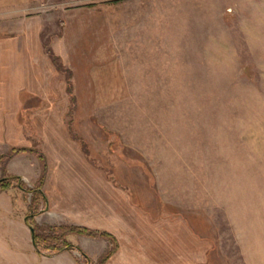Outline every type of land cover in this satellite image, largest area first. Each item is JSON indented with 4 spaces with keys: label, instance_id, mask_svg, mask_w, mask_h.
Segmentation results:
<instances>
[{
    "label": "rangeland",
    "instance_id": "obj_1",
    "mask_svg": "<svg viewBox=\"0 0 264 264\" xmlns=\"http://www.w3.org/2000/svg\"><path fill=\"white\" fill-rule=\"evenodd\" d=\"M33 6L20 18H0V44H26L21 58L13 45L0 51V155L14 142L35 145L29 111L17 114L25 128L15 141L10 137L19 105L27 110L37 101L25 91L36 30L48 60L41 67L46 80L56 70L71 87L59 55L64 26L77 8L100 11L124 97L94 100L92 121L103 124L118 154L150 171L163 201L195 209L210 224L213 251L204 264H264V0H38ZM70 101L71 109L77 102ZM80 143L88 147L81 136ZM4 162L0 178L8 175ZM7 189L0 188V264H87L75 251L38 252L25 224L31 196ZM53 214L47 207L36 215L39 232L64 222ZM104 246L88 243L91 264H99Z\"/></svg>",
    "mask_w": 264,
    "mask_h": 264
},
{
    "label": "crops",
    "instance_id": "obj_2",
    "mask_svg": "<svg viewBox=\"0 0 264 264\" xmlns=\"http://www.w3.org/2000/svg\"><path fill=\"white\" fill-rule=\"evenodd\" d=\"M35 2L38 0H0V18H20ZM104 18L102 12L88 9L77 8L69 13L59 55L66 59L64 62L71 72V87L64 79L56 77V70L51 72L50 81L46 80L41 67L48 60L46 62L40 53L39 31L36 30L33 46L36 59L29 72V87L24 89L37 101L27 110L19 105L11 127L14 131L10 129L13 131L10 138L15 141L25 128L20 119L17 123L16 116L29 111L27 125L34 135L35 145L30 141L14 142L13 147L43 152L48 168L43 186L47 207L54 213L52 219L64 221L57 222L56 226H84L114 237L117 248L106 264H204L213 251L210 224L199 218L195 209L163 201L150 171L141 163L118 154L112 142L103 137V124L92 121L97 114L94 100L124 97L122 73L109 39L110 27L105 25ZM0 38L4 39L5 34ZM10 45L19 52L15 56L24 57L25 53L20 50L22 47L25 51L26 44L20 46V42L0 44V51ZM20 91L17 99L21 97ZM72 97L77 105L70 109ZM58 99L61 101H53ZM83 100L89 103L83 105L80 102ZM70 116L72 120L68 122L66 119ZM80 136L88 147L80 145ZM4 163L8 175L26 177L33 183L40 175V163L33 153H20ZM94 163L102 164L106 172ZM35 221L37 223L36 216ZM71 236L79 238L75 244L85 253L88 243L97 239L105 243L104 250L110 247L109 242L100 237ZM71 239L69 241L73 242Z\"/></svg>",
    "mask_w": 264,
    "mask_h": 264
},
{
    "label": "trees",
    "instance_id": "obj_3",
    "mask_svg": "<svg viewBox=\"0 0 264 264\" xmlns=\"http://www.w3.org/2000/svg\"><path fill=\"white\" fill-rule=\"evenodd\" d=\"M23 152L33 153L38 158L40 163V175L38 179L33 183L32 186H27L20 176L7 175L0 178V188L5 190L8 187L14 185L15 187L21 189L25 194H30L29 213L31 214L26 215L25 222L29 228H34V233H31V237L35 249L38 252H46V255L48 256L59 254L64 251H75L86 259L87 264H91L92 261L89 260L87 254L82 250V248L78 244L69 241L68 237L70 235H81L92 238L100 237L107 240L110 244V247L101 257L99 264H104L107 262L117 248L114 237L107 232L77 225L52 226L44 229L42 233L39 232V226L35 221V216L39 212L44 211L48 203L47 198L43 193V186L48 173L47 162L43 152L35 148L14 146L0 155V162L8 161L14 156ZM41 203L43 204L44 209L40 208Z\"/></svg>",
    "mask_w": 264,
    "mask_h": 264
},
{
    "label": "water",
    "instance_id": "obj_4",
    "mask_svg": "<svg viewBox=\"0 0 264 264\" xmlns=\"http://www.w3.org/2000/svg\"><path fill=\"white\" fill-rule=\"evenodd\" d=\"M31 233H34V228L30 227Z\"/></svg>",
    "mask_w": 264,
    "mask_h": 264
}]
</instances>
